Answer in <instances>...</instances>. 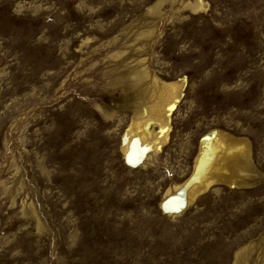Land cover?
<instances>
[{
    "label": "rangeland",
    "instance_id": "374dc122",
    "mask_svg": "<svg viewBox=\"0 0 264 264\" xmlns=\"http://www.w3.org/2000/svg\"><path fill=\"white\" fill-rule=\"evenodd\" d=\"M212 135L241 167L165 211ZM0 264H264V0H0Z\"/></svg>",
    "mask_w": 264,
    "mask_h": 264
},
{
    "label": "bare ground",
    "instance_id": "6f19581e",
    "mask_svg": "<svg viewBox=\"0 0 264 264\" xmlns=\"http://www.w3.org/2000/svg\"><path fill=\"white\" fill-rule=\"evenodd\" d=\"M176 91V85L173 84L161 88L158 97L148 105L144 112L137 114L132 120L129 131L122 137V149L125 159L130 165L140 162L146 151L154 147L156 149L159 145V139L166 127L164 122L178 101ZM151 126L157 127L158 132L153 133V130L149 129ZM201 144L193 174L185 184V192H180L165 201L162 204L165 211L179 210L186 202L187 197L190 198L196 191L205 188L213 178L212 172L217 173L215 178L219 180L224 177L223 173H231L230 165L237 170L241 167L240 160H245V154L241 153L242 146L223 136L205 137Z\"/></svg>",
    "mask_w": 264,
    "mask_h": 264
}]
</instances>
